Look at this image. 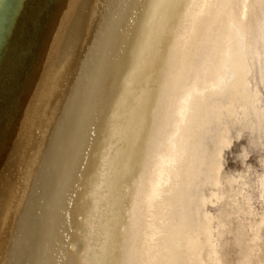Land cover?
Returning a JSON list of instances; mask_svg holds the SVG:
<instances>
[{"label":"bare ground","instance_id":"6f19581e","mask_svg":"<svg viewBox=\"0 0 264 264\" xmlns=\"http://www.w3.org/2000/svg\"><path fill=\"white\" fill-rule=\"evenodd\" d=\"M263 4L0 0V264H76V257L77 264H180L182 257L196 264L200 256L189 261L187 254L210 231L212 197H222L215 203L225 211L235 197L228 189L220 194L227 188L217 175L220 158L227 159L220 147L232 141L222 130L241 135L248 108L238 105L264 82L252 50ZM185 19L190 25L181 32ZM216 97L225 98L221 107L205 104ZM205 107L218 118L211 120L216 133L223 128L206 166L217 182L207 175L208 183L223 190L191 195V220L185 193L206 165L208 150L199 148L209 128ZM121 192L128 194L124 215ZM263 213L248 221L230 212L226 227L214 216L226 228L219 264H254Z\"/></svg>","mask_w":264,"mask_h":264},{"label":"rangeland","instance_id":"374dc122","mask_svg":"<svg viewBox=\"0 0 264 264\" xmlns=\"http://www.w3.org/2000/svg\"><path fill=\"white\" fill-rule=\"evenodd\" d=\"M264 5V4H263ZM264 9V6H261V10H260V8L258 9V10H260V11H258L257 10V13H256V15H255V17H256V20L258 21V20H261L260 22H259V25H261V27L259 26V25H257V23L256 24H254V26H253V28H252V30H253V32L255 33V32H257L260 28H263V29H260L258 32H257V34L255 33V34H253V36L255 35H257V37H254V38H256V39H258V40H260V42H258L257 40V42L258 43H256V41H253V43H255V44H253V48L254 49H252L253 50V55H254V58L255 59H257L256 61L257 62H259L260 64V66H262V69H264L263 67H264V62H263V60H264V58H262V57H260L261 56V52H264L263 50L264 49H262V48H264V47H262V46H260L262 43V41H264L262 38L264 37V11H263V9ZM261 11H263V12H261ZM261 14V15H260ZM259 15V16H258ZM263 17V18H262ZM183 23H185L186 25L184 26V27H182V29L180 30L181 32H182V30L183 31H188V29L187 28H189V25H187V23H189L186 19L183 21ZM257 26V27H256ZM256 29H255V28ZM263 30V34L261 33V31ZM259 33H261V36H259ZM261 37V38H260ZM255 40V39H254ZM263 45V44H262ZM258 46H260V48L262 49V51L260 52V51H258V49H260ZM264 46V45H263ZM255 50V51H254ZM259 52V54H257V53ZM261 53V54H260ZM257 56V57H256ZM263 57H264V54L262 55ZM260 59V60H259ZM262 59V60H261ZM259 60V61H258ZM262 61V62H261ZM256 63V62H255ZM256 67V66H255ZM254 71V73L256 74V70L254 69L253 70ZM263 71V70H262ZM260 72V74L261 73H264V71L263 72ZM248 76H249V74H248ZM264 76V74H262V77ZM256 77L257 76H255L254 75V78H255V81L257 80L256 79ZM254 78L252 79V80H254ZM263 80H264V77L262 78ZM253 83V82H252ZM256 83V82H255ZM261 84L259 83V84H257L256 83V86H255V84H254V86H255V88H253V91H255V92H253V93H255V94H257V95H254L253 93H252V96L250 97L252 100H254V98L257 96V98H255V100L254 101H252L251 99L248 101H245L244 103H243V101L241 102V106L240 105H238V107L240 108V107H243V105H244V107H246V108H248V110L247 109H245L246 111V113L244 112L243 114L242 113H240V115L242 114V117H241V120L243 119V122H244V124H246L247 125V123H248V128H247V126L246 125H244L243 124V126L242 127H244L243 128V130L244 131H246L245 133H244V131L241 129L242 127H240L239 126V129L240 130H238V133L240 132L241 133V135H239V134H237L236 132H235V136L237 137V139H235L236 137H233L234 135H233V133H231L232 131H227V130H222L223 128L222 127H220L219 129H221L222 131H223V133L224 134H229V138H228V140L230 141L231 140V138H232V141H230V143L229 142H227L225 145H223V147H220V148H224V149H221V153H220V155L221 156H219V158L220 157H224V158H227V159H223V158H220L221 160H219V162L222 164H220L219 165V170H218V174L217 175H223V176H218V177H222L221 179L219 178V185L221 186V187H227V188H224V192L222 191V193H221V191H220V189H221V187L219 188V185L217 186V185H213L214 183H216L217 182V180L216 179H213V178H211L212 177V172H214V171H208L207 170V164H213L214 163V151L215 150H217L215 147L217 146L216 145V142H218L219 140H221V139H219L220 138V135L218 136V133H221V130H219L218 129V131H217V133H216V125H214V126H212L213 124H215V122L217 121V117H214V113H212V114H209L210 112H211V110H209L208 109V112L209 113H206L207 112V108L205 107V112H204V114H205V119H206V125L204 126V127H206V126H209V128L207 129V131L204 133V131H201L202 133V135L201 136H203V137H201V143H200V147L199 148H201V147H204V148H206L208 151H207V153H205V155L207 154L208 156H207V158H206V160H205V166L204 167H202L201 169H202V174L204 175V177H203V175L201 176H199L200 178L198 179V175H197V173H195V171H196V165H195V168H194V170H193V172L196 174H194V178L196 179L193 183H195V184H191V186L189 187V191L186 189V191H188V192H186L185 193V200H186V203H185V208H186V211H187V215L189 216L190 215V219L192 220V218H193V216H194V212H193V210H194V208H191V204L190 203H188L187 202V200H188V198L191 196V195H193L194 196V194H200V193H203V192H205V193H207V191H211V190H216V191H220V194H225L226 192H225V190L226 189H228L229 191H227L229 194H230V197L235 193V197H234V195L231 197V201H233V204H235V207H234V205L232 204V203H230V204H232L231 206L233 207V211H234V213L235 214H238L240 217L242 216V218L243 219H245V220H251V221H253V220H257V218H258V216L260 215V213L261 212H263L264 211V134H263V130L262 131H259V130H261V127H264V124L262 125V123L260 122V120L262 121V117H264V108H263V104H264V82H263V85H261L262 87H260V88H258V86H260ZM220 87V86H219ZM263 90V94H262V91L260 92V90ZM216 92H218V91H216ZM215 92V93H216ZM215 93H214V95H215ZM261 95V96H260ZM261 97V98H260ZM217 98V99H216ZM216 98H212V99H210L209 98V100H207L206 101V105H208L207 103H209V105H213L214 103H218V105L221 107V105L220 104H222V103H224V101H225V98H219V97H216ZM249 99V98H248ZM257 100H259L260 101V103H259V101H257ZM263 100V101H262ZM223 101V102H222ZM241 101V100H240ZM252 101V102H251ZM255 101H256V103H255ZM211 102V103H210ZM248 102H250V103H248ZM254 102V103H253ZM262 102H263V104H262ZM220 103V104H219ZM246 103V104H245ZM248 103V104H247ZM259 104H262V106L260 105L259 106ZM206 105H204V106H206ZM208 105V106H209ZM249 105V106H248ZM256 106V107H255ZM226 107V106H225ZM225 107L224 108H222V110L223 109H225ZM238 109V108H237ZM259 109H260V111L262 112V116L260 115L259 116ZM255 112L257 113L256 115L257 116H255ZM259 112V113H258ZM261 114V113H260ZM212 115V116H211ZM206 116L208 117V118H206ZM209 116H211V117H209ZM223 116V115H222ZM247 116V117H246ZM214 117V118H213ZM227 117H229V116H226V118ZM256 117V118H255ZM260 117V118H259ZM209 118H211L210 120H209ZM213 118V119H212ZM215 118H216V120H215ZM260 120H259V119ZM256 120V122L257 121H259V122H257L258 124H256V122L254 121V120ZM211 120L212 121H215V122H211ZM245 120V121H244ZM228 121H231L232 122V119L231 120H228ZM251 121V122H250ZM209 122V123H208ZM242 122V123H243ZM217 123V122H216ZM252 123V124H251ZM259 123H260V125L261 126H259ZM256 124V125H255ZM212 127H211V126ZM231 125V124H230ZM242 125V124H241ZM232 126V125H231ZM246 126V127H245ZM251 126H252V128H251ZM255 128H254V127ZM214 127V128H213ZM249 127L253 130H251V129H249ZM256 127L258 128V129H256ZM231 127H229V129H230ZM232 128H235V127H232ZM213 129V130H212ZM256 129V130H255ZM231 130H235V129H231ZM255 131H256V133H255ZM257 131H258V133H257ZM212 132V133H211ZM228 132V133H227ZM231 134H230V133ZM243 132V133H242ZM250 132L252 133V134H250ZM262 132V133H261ZM207 133H210V134H208L207 135ZM222 133V134H223ZM250 134L248 137H246L248 134ZM207 135V136H204V135ZM217 134V135H216ZM247 134V135H246ZM253 134H254V136H253ZM255 134H257L256 135V138H255ZM260 134V135H259ZM215 135V136H214ZM232 135V136H231ZM238 136H239V138H238ZM241 136H245V137H243V139H242V137ZM251 136V137H250ZM213 137V138H212ZM216 139H215V138ZM203 138V139H202ZM211 140H210V139ZM252 138V139H251ZM260 138H261V141H260ZM209 139V140H208ZM235 139V140H234ZM241 140V141H239V140ZM245 139V140H244ZM251 139V140H250ZM208 140V141H207ZM213 140V141H212ZM205 141V142H204ZM235 141H238V142H236L235 143ZM243 141V142H242ZM253 141H255L256 143H259L258 144V146L257 145H255V144H252L253 143ZM212 142V143H211ZM214 142V143H213ZM231 142H234V144L233 143H231ZM242 142V143H241ZM251 142V144H249ZM204 143V144H203ZM230 144V145H229ZM232 144V145H231ZM235 144H237V145H235ZM239 144H241L240 145V147H237V146H239ZM261 144V145H260ZM235 147H234V146ZM250 145V146H249ZM228 146H230L229 148H227ZM244 148H243V147ZM247 146V147H246ZM249 146V147H248ZM252 146H253V148H252ZM256 146V147H255ZM242 147V148H241ZM263 147V148H262ZM198 148V149H199ZM237 148H239V149H237ZM259 149V150H255V149ZM262 148V149H261ZM197 149V150H198ZM227 149V150H226ZM228 149H231L230 151L228 150ZM232 149H237L235 152L236 153H240L239 155L238 154H236L235 152H234V150L232 151ZM246 149H248V150H250L249 152H247V154L246 155H242V154H245L246 153V151H244V150H246ZM224 150H226L227 151V153H225V151ZM239 150H242V151H239ZM201 151V150H200ZM262 154H261V153ZM199 150H198V152L196 151V154H194V157L196 158L198 155H199ZM222 153H223V155H222ZM230 153V154H229ZM228 154L231 156L232 154V156L231 157H233V159H235L234 161L232 160V158L229 156L228 157ZM234 154H236L235 156H236V158L237 157H240L239 159H241V157H243L244 158V160L243 159H241L242 161H237V160H239L238 158L236 159V158H234L235 156H234ZM204 155V156H205ZM227 155V156H226ZM203 156V157H204ZM204 159V158H203ZM223 159V160H222ZM229 159H231V160H229ZM224 160H227V161H224ZM246 160V161H245ZM209 161V162H208ZM224 161V162H223ZM236 162V163H232V162ZM246 163H245V162ZM207 162V163H206ZM223 162V163H222ZM243 163V164H242ZM227 164V165H226ZM249 166L248 168H249V170L247 171V165ZM224 165H225V167H224ZM233 167H232V166ZM236 165H237V167H239L240 165L241 166H243V167H241L240 166V168H237L236 167ZM191 166L192 167H194V165H190V167H189V169L191 170ZM235 166V167H234ZM232 167V168H231ZM246 167V168H245ZM184 168L186 169L187 167H186V165L184 166ZM242 168V169H241ZM244 168V169H243ZM221 169H222V171H221ZM223 169H224V171H223ZM246 169V170H245ZM252 169V170H251ZM238 170V172L241 174V175H239V173L237 172V174H236V171ZM242 170V171H241ZM207 171V172H206ZM220 171L222 172V173H220ZM241 171V172H240ZM245 173H244V172ZM228 172V173H227ZM243 173V174H242ZM226 174V175H225ZM228 174V175H227ZM229 174L230 175H232L231 176V179L229 178ZM248 174V176H246ZM207 175H210L209 176V178H210V181L209 182H212L213 184L211 185V184H209L208 183V177H207ZM244 175H245V177H244ZM236 176V177H235ZM238 176H240V177H238ZM242 176V177H241ZM201 177H202V179H201ZM207 177V178H206ZM227 177H228V180L230 181L231 180V183L227 180ZM233 177H234V179H233ZM236 178H238L236 181H235V179ZM239 178H240V180H241V184L242 183H244V184H242L243 185V188H239V187H242V185L240 184V180H239ZM207 179V180H206ZM199 180H201V182L199 181ZM220 180H222V181H220ZM246 180V181H245ZM214 181V182H213ZM224 181H227V183H228V185H227V183H225ZM243 181V182H242ZM125 182H126V187L127 186H129L130 184H128V180L125 178ZM199 182V183H198ZM222 182H224V183H221ZM197 183V184H196ZM201 183H203V185L201 184ZM240 184V185H238V184ZM204 184H207V185H204ZM225 184V185H224ZM230 184L232 185V186H230ZM247 184V185H246ZM202 185V186H201ZM245 185V186H244ZM207 186V187H206ZM213 186V187H212ZM218 187V188H216V187ZM229 186V187H228ZM200 187H201V189H200ZM214 187H215V189H214ZM231 187V188H230ZM244 187H245V189H244ZM230 188V189H229ZM232 188H234L233 190H232ZM204 189V190H203ZM236 189V190H235ZM238 189H239V191H238ZM198 190H200L199 191V193H198ZM206 190V191H205ZM221 190H223V188L221 189ZM245 190V191H244ZM126 191H127V188H126ZM125 191V192H126ZM202 191V192H201ZM231 191H232V193L233 194H231ZM194 192H196V193H194ZM208 192V193H209ZM238 192H242V194H240L239 193V195H238ZM245 192H246V199L244 200V201H240L241 200V198H242V196L241 195H245ZM237 193V194H236ZM219 194V193H218ZM121 196H120V200H119V207H120V215L121 214H125L124 212L125 211H123V205H125L126 204V202H127V200H126V198H128V194H124L123 192H121V194H120ZM222 195V196H223ZM227 195V194H226ZM213 196V195H212ZM211 196V197H212ZM236 196H238V198L239 199H237V197ZM236 198L235 200H233L234 198ZM218 198V197H217ZM217 198H214V197H212V201H211V203H210V207L212 206V204H213V206L212 207H214V209L213 208H210L209 207V211L211 210V211H213V212H211L210 211V213H211V215H212V213H214V212H216V214L217 215H219V213H221L222 212V209L224 210L225 209V205H224V208L222 207V205H221V203L220 204H217V203H219V202H222V197L221 196H219V198L217 199ZM121 199H123L122 201H121ZM214 199H215V201H214ZM217 200H218V202H217ZM214 201V202H213ZM236 203H235V202ZM240 201V202H239ZM215 202H217V203H215ZM217 206H216V205ZM230 204H229V209H230V211H229V209H228V206H227V208H226V211L224 210V212L226 213H224L223 212V217H224V219H223V217H222V215H219V216H221V217H219V218H222L223 219V222H224V224L223 225H225V227H226V222L228 221H226V219H227V214H229L230 212L231 213H233V211H232V207L230 206ZM216 207H215V206ZM219 205H221L220 207L222 208H220L219 207ZM241 205L243 206V207H245L244 209H242V207H241ZM236 206H239V207H236ZM217 207H219V209L217 208ZM241 207V208H240ZM216 208V209H215ZM221 209V210H220ZM238 211H237V210ZM217 210H219V211H217ZM228 210V211H227ZM237 211V212H236ZM216 214H213L212 215V218L213 219H211V220H213L212 222L210 221V220H208V222L210 221V223L212 224V226H211V228H210V231L208 232V234L206 233V235L205 236H203V238H202V240H200L199 241V244L196 246V249H193V255L192 254H187L188 256V260L190 261V258H196L197 256H200V258L198 259V258H196V260L194 261L196 264H197V262H199V264H219V250H218V248H220V242H221V240H222V238L223 237H218L219 235H222V234H220L219 232L220 231H223V230H225L224 229V226H221L222 225V223L223 222H221L222 220H220L218 217H217V219L215 220V218H214V216L216 217ZM224 214H225V216H224ZM264 214V213H263ZM122 215V216H123ZM251 218V219H249V218ZM247 218V219H246ZM263 218H264V216H263ZM219 219V220H218ZM203 223V222H202ZM202 223H201V225H202ZM114 227V226H113ZM200 226H198V228H199ZM220 227V228H219ZM114 228H116V226L114 227ZM219 228V229H218ZM264 223H263V225L260 227V231L258 232V238H257V242H256V247H255V252H254V255H253V263L254 264H264ZM190 230H188V233H190L191 232V226H190V228H189ZM192 229H193V227H192ZM197 229V227H195V229L194 230H196ZM214 229V230H213ZM219 231H218V230ZM213 231V232H212ZM216 231V232H215ZM195 233V232H194ZM193 233V234H194ZM210 238H209V237ZM207 238V239H206ZM206 240H208V241H206ZM206 242V243H205ZM69 244H71V243H69ZM67 245V247H68V249H69V246L70 245ZM205 244V245H204ZM201 245V246H200ZM205 246V247H204ZM199 249H200V251H199ZM207 249V250H206ZM68 253H69V250H68ZM201 253V254H200ZM198 254V255H197ZM200 254V255H199ZM208 254V255H207ZM185 256V255H184ZM202 256V257H201ZM184 258H186V257H184ZM184 258L182 257L181 258V262H180V264L182 263V264H186V262H184ZM217 261V262H216ZM75 262H76V264H77V257H76V259H75Z\"/></svg>","mask_w":264,"mask_h":264}]
</instances>
